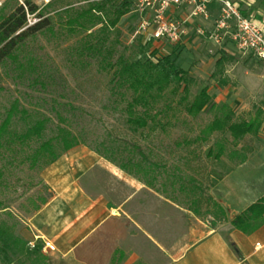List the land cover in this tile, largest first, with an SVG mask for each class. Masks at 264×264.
<instances>
[{
  "label": "rangeland",
  "instance_id": "obj_1",
  "mask_svg": "<svg viewBox=\"0 0 264 264\" xmlns=\"http://www.w3.org/2000/svg\"><path fill=\"white\" fill-rule=\"evenodd\" d=\"M17 1L35 4L38 12L50 20V26L21 44L15 53L17 62L8 60L0 64V126L15 100L29 114L25 119H14L7 133L0 137L3 173L0 225L5 223L26 243L24 252L17 255L4 253L0 244V264H87L86 254L80 259L63 257L57 248L54 252L36 255L28 245L35 241L40 246L42 240L31 232L29 239L21 236L22 230L28 232L27 220L36 213V208H42L55 194L46 182V171L70 151L46 168L42 164L32 168L29 157L41 143L56 135L60 125L82 141L72 150L100 151L117 164L126 162L125 157L132 158L145 170L139 173L142 180L169 184L176 203L185 204L200 221L215 228L221 216L215 202L220 198V183L231 180L228 174L248 159L245 153H264V62L239 52L233 43L225 42V35L219 44L209 38L211 34L189 45L153 43L149 57L158 60L171 56L193 80L188 85V93L184 92V85L170 86L152 111L148 126L134 129L127 124L125 110L130 94L113 89L111 64L121 58L128 61L138 58L139 48L149 38L138 34L141 16L130 9L116 26L111 25L115 16L104 14L103 24L94 28L89 20H80L84 26H70V19L96 3L92 0ZM250 1L231 2L246 17L254 14L264 20V0H254L248 6ZM213 3L215 0L208 6ZM30 16L32 22L39 21L37 15ZM204 88L214 103L227 104L232 109L235 122L260 115L259 133L241 140L229 133H216L206 143L197 140L202 129L217 115L210 108L196 117L186 111L187 105ZM58 114L65 117L64 123ZM45 118L49 121L42 137L20 143L18 137ZM219 141L225 144V157L219 161L209 159L207 151ZM250 160L258 167L257 163L264 162V157ZM251 170L249 175L258 174L256 168ZM241 172L237 169L233 176Z\"/></svg>",
  "mask_w": 264,
  "mask_h": 264
},
{
  "label": "crops",
  "instance_id": "obj_2",
  "mask_svg": "<svg viewBox=\"0 0 264 264\" xmlns=\"http://www.w3.org/2000/svg\"><path fill=\"white\" fill-rule=\"evenodd\" d=\"M208 12L207 20L188 21L181 43L202 41L216 30L222 4L215 1ZM171 16L186 19L189 11L179 9ZM263 154L245 153L248 159L228 174L231 180L220 183L215 202L221 216L210 228L176 203L169 184L130 175L94 152L70 150L46 171L55 194L24 223L29 230L21 236L47 239L63 257L86 254L87 264H264V223L250 234L231 224L264 200V162L257 167L250 160ZM250 167L258 170L256 176L249 175ZM237 169L243 172L233 176Z\"/></svg>",
  "mask_w": 264,
  "mask_h": 264
},
{
  "label": "trees",
  "instance_id": "obj_3",
  "mask_svg": "<svg viewBox=\"0 0 264 264\" xmlns=\"http://www.w3.org/2000/svg\"><path fill=\"white\" fill-rule=\"evenodd\" d=\"M38 7L26 1L20 4L17 0L4 3L0 10V64L8 60L17 62L16 52L31 35L43 31L50 26V20L44 18L43 13L38 12ZM130 11L129 5L117 6L106 4H95L89 9L78 14L76 18L69 20V25L84 26L80 20H89L92 28L102 25V15H112L115 19L111 22L116 26L118 21ZM28 15H37L39 21L34 25H28ZM92 34V33H91ZM154 39L149 37L139 48V56L136 60L128 61L124 58L119 59L111 68L114 70L111 80L115 91H125L130 94V100L127 101L126 114L127 124L134 129H144L148 126L151 113L156 105L163 99L165 91L172 85H184V92L188 93V85L193 80L188 73L180 67L171 56H165L162 59L155 60L149 57L150 50L153 47ZM110 66V65H109ZM122 96L125 94L121 93ZM210 108L216 111L217 115L202 131L197 140L208 142L216 133H229L234 139L241 140L248 135H257L262 126L260 115L257 118L235 122L234 113L227 104L218 105L214 103L207 88L200 91L190 102L186 111L190 116L196 117L205 109ZM29 117L28 111L22 107L19 100H15L7 111L5 120L0 126V137L7 133L14 119H25ZM59 120L64 123L65 117L58 114ZM48 119H40L33 126L18 137L20 143L25 144L34 139H40L46 129ZM82 144L81 139L72 131L64 126L57 128L54 137L41 143L29 157L31 167L36 168L42 164L46 168L56 161L66 152ZM105 147V145L103 144ZM108 150V149H107ZM226 151L224 142H217L215 147L210 148L206 156L209 159L220 160ZM103 158L112 161L107 155L95 151ZM126 162L116 165L129 173L139 176V173L145 171L141 164L135 163L130 157H125ZM147 173V172H146ZM3 179V173L0 171V182ZM47 201L43 205H46ZM41 210L36 208V212ZM264 223V200L253 204L245 212L238 215L232 222V226L245 233L250 234L257 230ZM0 244L6 254L17 255L23 253L26 243L15 236L5 223L0 225ZM41 246H36L31 250L36 255H41Z\"/></svg>",
  "mask_w": 264,
  "mask_h": 264
},
{
  "label": "built area",
  "instance_id": "obj_4",
  "mask_svg": "<svg viewBox=\"0 0 264 264\" xmlns=\"http://www.w3.org/2000/svg\"><path fill=\"white\" fill-rule=\"evenodd\" d=\"M212 0H92L96 4L129 5L131 11L141 16L138 34L151 37L155 42L177 44L186 34L188 21L192 18H209L208 4ZM222 4V14L217 28L210 33V39L217 44L224 40V35L234 44L242 54H251L264 62V20L257 19L254 14L246 17L237 4L230 0H215ZM5 0H0V10ZM179 9H188L186 19H176L171 13ZM28 15V25H33ZM225 30V32H223ZM203 35V31L198 32ZM223 33V34H222ZM38 240V239H36ZM32 250L38 244L31 241L28 245ZM41 251L49 253L56 251L54 244L44 239L41 242Z\"/></svg>",
  "mask_w": 264,
  "mask_h": 264
}]
</instances>
